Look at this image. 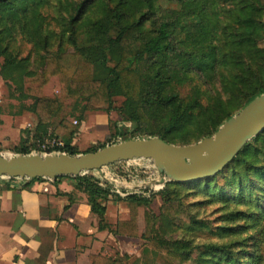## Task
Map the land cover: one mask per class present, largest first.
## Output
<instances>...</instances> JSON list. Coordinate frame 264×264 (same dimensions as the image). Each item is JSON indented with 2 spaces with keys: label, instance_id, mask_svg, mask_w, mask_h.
Listing matches in <instances>:
<instances>
[{
  "label": "trees",
  "instance_id": "obj_1",
  "mask_svg": "<svg viewBox=\"0 0 264 264\" xmlns=\"http://www.w3.org/2000/svg\"><path fill=\"white\" fill-rule=\"evenodd\" d=\"M51 1L0 0V56H4L0 78L6 83L13 71L20 72V98L33 101L24 113L35 119L38 136L52 127V135L63 141L68 155L106 147L80 153L72 146L78 127L70 119L77 101L85 102V112L108 111L114 98L121 97L124 102L118 113L140 128L142 136L190 146L213 137L225 122L264 95V0H58L65 11H73L66 23L73 51L52 57L34 75L24 71L28 60L10 53L7 41L21 36L37 49H45L50 39L45 35L42 12ZM149 22L154 28L144 32ZM80 32L95 43L94 48L77 44ZM51 78L59 81V97L43 93ZM194 81L199 84L184 97L181 90ZM86 120L87 116H82L80 122ZM14 151L28 155L27 140ZM215 176L224 178L228 188L211 181ZM215 176L193 183L198 188L199 183L205 185V192L212 186L223 193L232 188L237 193L235 201L259 204L264 199V132ZM71 179L75 189L87 196L103 229L108 190L90 175ZM181 187L183 184L170 183L158 193L162 206L179 201L177 189ZM152 200L136 194L126 197L130 218L116 225L114 235L137 238L138 210L143 208L141 239L147 247L174 260H186L189 244L158 238L161 232L150 211ZM255 249L234 257L229 247L205 245L201 258L205 264L211 257H217L215 264H238L245 255H253L246 264H258ZM90 261L126 264L100 256Z\"/></svg>",
  "mask_w": 264,
  "mask_h": 264
},
{
  "label": "rangeland",
  "instance_id": "obj_2",
  "mask_svg": "<svg viewBox=\"0 0 264 264\" xmlns=\"http://www.w3.org/2000/svg\"><path fill=\"white\" fill-rule=\"evenodd\" d=\"M76 1V3H80L84 0ZM65 8L58 0H52L49 8L42 12L46 28L45 35L50 39L45 49H37L30 40L21 36L8 39L9 52L17 55L18 59L26 58L28 60L23 67L24 71L36 75L45 68L46 62L52 57L73 51L66 27L67 20L73 14V11L70 9L65 11ZM92 13L95 15L97 12L93 9ZM153 28L154 25L149 22L145 25L144 32H150ZM86 38L87 36L80 32L77 37V44L80 47L94 48L95 43ZM3 57L0 56V68L4 65ZM19 74V71H13L11 80L6 83L2 81L0 86V116L6 118V124L8 119L14 121L16 117L22 116L19 120L20 127L14 125L13 130L6 131V135L13 139L18 134H24V131H27L30 136L34 134L37 141L33 139L28 145L31 152L36 149L37 142L49 134V130L45 131L42 136H38L37 123L35 122L36 124L33 125L28 122V119L31 118L30 120H32L33 116L24 113V111L32 105L33 101L31 98L21 100ZM198 84L197 81H194L193 84L183 88L181 92L184 97H188L191 90ZM203 88L209 89L207 87ZM43 93L51 98L59 97L60 85L58 79L51 78ZM209 95L213 96L214 93L210 91ZM123 102V98L115 97L112 109L107 111L105 108L104 111L95 112H85L84 101H77L74 104L70 121L73 124L77 123L75 126L78 127V130H82L79 136L81 144L77 147L80 153H86L103 145L108 147L128 140L149 139L142 136L140 128L134 123L124 120L118 113ZM82 116H87L88 121L80 122ZM105 117H107V122L102 121ZM28 123L30 128H26ZM14 148L15 146L10 145L0 154L6 158L19 156ZM104 173H108L109 177L115 181L128 182L129 192H135L136 190L137 184L131 185V182L139 184L144 182L143 192L147 193L146 196L150 195L152 196L151 199H154L150 211L155 217L154 223L161 232L158 234V238L183 241L189 244L188 248L185 249V252H190L189 257L186 260H174L155 252L153 249L148 248L146 244L143 245L142 242H132L127 245L130 255L126 260V264H205L201 258L202 248L205 245L229 247L230 255L234 257L243 251H252L256 248L255 253L257 255L255 256L260 258L258 264H264V199H261L259 204H254L255 202L252 203L249 200H246V203L244 199L235 201L237 193L232 188L225 190V193H223L214 189L211 185L213 189L210 192H205V185L199 183L201 188H198L195 183L190 182L177 183L183 184V187L177 189V191H180L181 199L170 205L162 206L158 193L173 182H167L168 180L165 179V183L162 184L161 180L165 177L157 171L152 161L133 160L121 162L91 174L98 176L100 179L104 177ZM213 178L211 181L215 180L217 185L228 188L224 178L220 176ZM219 186L217 187L220 188ZM135 251L138 253H135ZM252 256L245 255L244 260H238V264H246ZM216 260L217 257H211L208 264H215ZM220 264L229 263L220 261Z\"/></svg>",
  "mask_w": 264,
  "mask_h": 264
},
{
  "label": "crops",
  "instance_id": "obj_3",
  "mask_svg": "<svg viewBox=\"0 0 264 264\" xmlns=\"http://www.w3.org/2000/svg\"><path fill=\"white\" fill-rule=\"evenodd\" d=\"M21 118L8 119L6 124V118L0 116L2 151L10 145L18 147L22 140H27L28 145L33 139L37 141L36 136H30L27 131L13 139L6 135L14 125L20 127ZM30 119L28 122L34 125L35 119L32 118L33 122ZM104 120L107 122V117ZM29 123L26 128H30ZM52 132L53 129H49L48 133ZM81 133L79 129L72 146L79 147ZM104 174L100 179L88 174L109 192L103 204L106 208L103 229H100V218L91 212L87 196L75 189L76 183L71 177L54 182L33 181L24 186L0 181V264H92L90 258L93 256L126 263L130 255L128 244L142 242L145 245L141 239L145 209L138 210L137 238L116 236V225L130 218L124 199L133 194L147 199L152 196L143 192L144 182H131L137 185L135 192H129L128 182L121 183L111 179L108 173Z\"/></svg>",
  "mask_w": 264,
  "mask_h": 264
},
{
  "label": "water",
  "instance_id": "obj_4",
  "mask_svg": "<svg viewBox=\"0 0 264 264\" xmlns=\"http://www.w3.org/2000/svg\"><path fill=\"white\" fill-rule=\"evenodd\" d=\"M264 132V95L225 122L211 138L195 145L175 146L159 138L128 140L94 153L71 156L0 154V179L56 181L82 177L133 160L152 161L165 178L161 183H190L215 176L231 164L251 140Z\"/></svg>",
  "mask_w": 264,
  "mask_h": 264
},
{
  "label": "built area",
  "instance_id": "obj_5",
  "mask_svg": "<svg viewBox=\"0 0 264 264\" xmlns=\"http://www.w3.org/2000/svg\"><path fill=\"white\" fill-rule=\"evenodd\" d=\"M76 125V123H74ZM120 143V142H118ZM65 145L62 140L55 138L52 134H48L37 142L36 149L32 150L30 154L38 155H59L66 154L64 152ZM0 181L15 183L18 186H24L32 181L28 179H0Z\"/></svg>",
  "mask_w": 264,
  "mask_h": 264
}]
</instances>
